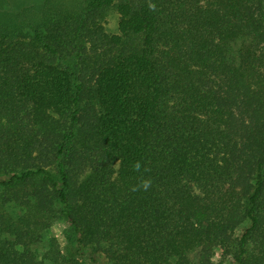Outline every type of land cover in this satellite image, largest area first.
Segmentation results:
<instances>
[{
	"label": "trees",
	"instance_id": "16d2710c",
	"mask_svg": "<svg viewBox=\"0 0 264 264\" xmlns=\"http://www.w3.org/2000/svg\"><path fill=\"white\" fill-rule=\"evenodd\" d=\"M217 255L264 264V1L0 0V264Z\"/></svg>",
	"mask_w": 264,
	"mask_h": 264
},
{
	"label": "rangeland",
	"instance_id": "374dc122",
	"mask_svg": "<svg viewBox=\"0 0 264 264\" xmlns=\"http://www.w3.org/2000/svg\"><path fill=\"white\" fill-rule=\"evenodd\" d=\"M264 1V0H263ZM43 0H9V6L12 10L17 11L25 7H38L40 8ZM118 13L111 10L107 16V31L110 33H117L118 31ZM69 232V224L65 220L56 222L52 229L51 234H53L62 246L67 244V234ZM39 255L43 256L46 251V245L38 246ZM216 264H220L219 255L216 257Z\"/></svg>",
	"mask_w": 264,
	"mask_h": 264
}]
</instances>
